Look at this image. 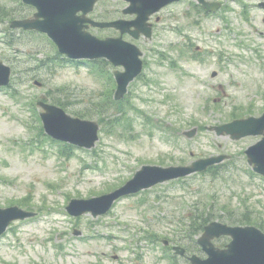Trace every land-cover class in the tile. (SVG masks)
<instances>
[{
  "label": "rangeland",
  "instance_id": "obj_1",
  "mask_svg": "<svg viewBox=\"0 0 264 264\" xmlns=\"http://www.w3.org/2000/svg\"><path fill=\"white\" fill-rule=\"evenodd\" d=\"M215 1L223 4L221 10L203 17L194 0L162 12L152 39L139 42L146 77L132 83L118 108H130V128L113 126V117L123 115L117 108H101L105 128L97 146L74 149L70 159L61 155V145L45 138L38 111L33 112L29 101L39 96L89 99L104 89L111 95L113 86L105 87L87 67L40 69L36 60L55 48L26 39L29 44L20 48L36 55L15 52L2 39L8 18L0 20V59L15 63L13 88L20 92L14 98L11 91L0 90V207L18 204L38 211L36 218L13 223L0 237V264H171L161 242L165 238L204 256L195 243L200 233H191L194 217L199 220L201 213L230 221L231 215L246 212L264 225V177L251 173L242 153L257 137L233 140L207 129L234 116L264 111V8L260 0ZM189 37L200 47L202 60L192 57V49L173 71L160 52L176 56L175 46ZM193 128V138L184 135ZM219 153L233 156L220 169V178L197 173L169 181L119 200L96 218L90 213L72 217L66 211L72 198L111 191L143 164H190ZM74 229L83 235H75ZM177 261L190 264L181 257Z\"/></svg>",
  "mask_w": 264,
  "mask_h": 264
},
{
  "label": "water",
  "instance_id": "obj_2",
  "mask_svg": "<svg viewBox=\"0 0 264 264\" xmlns=\"http://www.w3.org/2000/svg\"><path fill=\"white\" fill-rule=\"evenodd\" d=\"M97 0H34L39 6L43 20L31 24L21 23L25 28L38 26L41 30H47L59 44L62 53L71 58H100L105 57L116 65L122 64L126 72L118 74L119 86L116 98H122L128 89V84L141 72L142 61L139 58L141 51L134 44H129L121 39L101 40L82 30L85 22H92L85 15L83 18H75L73 15L82 9L84 14L92 10ZM132 7L126 12H137L139 17L133 22L122 23L136 27L132 34L135 37L141 32L150 35V28L146 21L150 14L158 11L163 6L178 0H130ZM207 9L217 10L219 2L198 0ZM56 23L57 27L52 24ZM101 27L111 26L113 23H95ZM62 24V25H61ZM58 27H61L60 29ZM10 67L0 62V85L9 84ZM215 75V73H214ZM42 104L46 112L42 114L46 132L53 138L68 141L79 146L92 148L98 140L99 125L95 121L74 118L68 115L62 108ZM218 135L229 134L233 139H240L247 135L264 134V116L260 118L250 117L237 119L232 122L211 126ZM197 129L185 132L188 137H193ZM249 162L254 164V169L264 175V139L248 149ZM227 155L212 156L192 162L190 165H143L134 177L123 186L100 196L87 199H72L67 210L75 216L86 212L98 215L107 213L114 202L122 196L137 193L142 189L151 188L159 183L191 175L198 171L206 170L209 166L220 163ZM36 213L27 211L19 206L0 208V235L4 233L8 225L15 219H26L35 216ZM80 233V232H79ZM231 235L232 241L227 248L216 247L213 242L215 237ZM166 244L168 240L164 241ZM198 242L208 257L203 258L197 254L190 257L193 264H264V232L255 226H230L214 221L205 227ZM177 254L185 255L186 249L176 246Z\"/></svg>",
  "mask_w": 264,
  "mask_h": 264
},
{
  "label": "flooded vegetation",
  "instance_id": "obj_3",
  "mask_svg": "<svg viewBox=\"0 0 264 264\" xmlns=\"http://www.w3.org/2000/svg\"><path fill=\"white\" fill-rule=\"evenodd\" d=\"M12 2H16L15 6H12L11 3ZM123 2L121 0H101L98 1L96 6H95V11L94 13H92V17L94 19H105V16H108L109 18H113V19H118L122 16V13L120 11V7L114 8V10L111 9H107L105 10L104 5L106 3H118L120 6V3ZM40 11V9L32 4V3H26L25 0H10L8 3H4V2H0V20L3 21L6 18H8V24L7 27L4 28V32L6 33V37H8L10 34L14 37H18L21 35H25L26 33H28V31H26L23 28H20L19 32L13 30L10 28V24L12 21H14L15 19H22V18H34L36 17V14ZM129 18H131V16H128ZM88 30L90 32H92L93 34L99 36V37H108V36H112L114 34H116L115 31L112 32L111 34H105V30L104 29H98L95 27L90 26L88 28ZM17 32V33H16ZM35 33H39V31H35ZM4 37L2 36V39Z\"/></svg>",
  "mask_w": 264,
  "mask_h": 264
},
{
  "label": "trees",
  "instance_id": "obj_4",
  "mask_svg": "<svg viewBox=\"0 0 264 264\" xmlns=\"http://www.w3.org/2000/svg\"><path fill=\"white\" fill-rule=\"evenodd\" d=\"M53 102L55 103H58L60 105H63L65 106L64 102H62L61 100H53ZM114 103H116L115 101H112L110 102V99H106L105 101H99V102H91L89 105H87V107L83 110H77L75 111L76 114L80 115V116H84V117H93V116H96V115H99L100 116V120H103L101 114H98V111H100V109L103 107V105L106 107L107 105H113ZM119 104L121 102H118ZM117 104V103H116ZM66 107V106H65ZM92 109L93 111L95 112H89L88 109ZM120 108V107H118ZM122 109H126V108H122ZM118 111H122L121 109H117ZM123 112H127L126 111H123ZM104 114V113H103ZM115 119L112 121V124L113 126H117L118 124H120L122 122V124L124 125L125 129H129L130 128V118L128 117H125V119L122 121V118H120V116H116L114 117ZM220 166L221 165H218V166H213V167H210L209 170L207 172L209 173H212L214 174L215 176H217V173L218 170L220 169ZM225 211L229 212L228 209H224ZM213 218V216H210V214L207 212L206 214L205 213H201L200 217H199V221L194 219L195 221H197V223L195 222L192 226V232L193 235H196V234H199L204 226L210 222V220ZM229 220L232 222V223H260L259 226L261 228L264 229V225L261 224V222H258V221H254V216L252 215H248L246 212L243 213L242 216H237L236 214H233L229 217Z\"/></svg>",
  "mask_w": 264,
  "mask_h": 264
}]
</instances>
